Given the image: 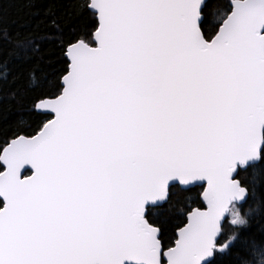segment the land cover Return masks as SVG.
I'll use <instances>...</instances> for the list:
<instances>
[{"label": "snow or ice", "instance_id": "obj_1", "mask_svg": "<svg viewBox=\"0 0 264 264\" xmlns=\"http://www.w3.org/2000/svg\"><path fill=\"white\" fill-rule=\"evenodd\" d=\"M24 3L32 29L0 20V264H264V0Z\"/></svg>", "mask_w": 264, "mask_h": 264}, {"label": "trees", "instance_id": "obj_2", "mask_svg": "<svg viewBox=\"0 0 264 264\" xmlns=\"http://www.w3.org/2000/svg\"><path fill=\"white\" fill-rule=\"evenodd\" d=\"M41 9L46 7V3H41ZM35 9L28 7L24 0H0V20H2L3 25L6 27L7 31L13 36L17 33L24 34L28 30L32 29L35 23L43 16V11H41L40 16H34L32 13ZM76 21L68 19V23L65 26L67 31L69 28L73 27ZM43 30V26H41ZM50 46L45 48V51H49ZM8 52L7 43L0 39V54ZM56 67L55 64L49 65L47 63H41V69L43 71L51 72V70ZM202 189L197 186L188 195L191 197L189 201L191 207H200L201 199L200 192ZM195 201V202H193Z\"/></svg>", "mask_w": 264, "mask_h": 264}]
</instances>
